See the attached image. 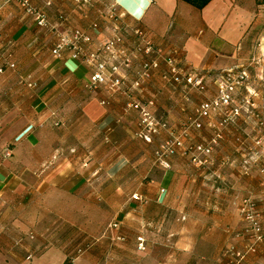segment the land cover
Masks as SVG:
<instances>
[{
	"label": "crops",
	"instance_id": "0c3cea01",
	"mask_svg": "<svg viewBox=\"0 0 264 264\" xmlns=\"http://www.w3.org/2000/svg\"><path fill=\"white\" fill-rule=\"evenodd\" d=\"M39 1L49 27L20 17L14 6L28 14L17 0H0V52L14 63L0 72V264H225L230 250L250 241L240 230L239 200L260 201L264 187L260 153L251 150L264 141V0H211L201 9L182 0ZM137 28L174 59L180 80L163 77L167 66L155 51L141 53L120 71L128 84L145 61L158 66L131 98L109 94L86 87L92 68L70 49L51 54L56 33L74 29L91 37L87 52L115 33L130 51ZM241 67L249 77L232 102L240 115L222 127L219 114L190 126L197 104L215 94L216 77ZM184 73L202 76L206 89L188 86ZM130 99L166 126L150 142L136 135L138 113L123 109ZM216 132L199 165L182 150L167 158L169 167L155 161L167 139L208 144ZM67 206L78 208L58 212ZM263 255L254 248L244 263Z\"/></svg>",
	"mask_w": 264,
	"mask_h": 264
},
{
	"label": "built area",
	"instance_id": "2783aa9c",
	"mask_svg": "<svg viewBox=\"0 0 264 264\" xmlns=\"http://www.w3.org/2000/svg\"><path fill=\"white\" fill-rule=\"evenodd\" d=\"M73 1L78 6L91 5L93 2H102V0ZM17 2L25 13L33 18L35 25L38 27L50 26L47 13L44 9L36 7L31 0H17ZM50 4L51 0H48L46 5ZM107 7L108 18L115 19L119 16L115 12L114 4H109ZM59 18L63 20L62 16ZM92 28L97 30L98 24L96 22L93 23ZM134 33L136 38L133 41V47L130 51L121 47L122 37L120 34L115 33L107 41L96 48V50L87 52L84 45L90 43L91 37L89 35L79 29H74L67 33L57 32L56 40L51 48V54L55 58H62L63 51L65 49H70L72 51L71 56L73 58L81 59L92 68V71L86 81V87L91 90H97L101 86H104L109 94L122 92L131 98L129 94L130 91L134 88L141 87L142 80L148 75L149 68L151 66H158L157 61H145L142 64L141 70L137 73L136 78L131 84H128L125 78L120 75V71L127 70L131 66L133 59L141 53L147 54L155 51L157 57L167 66L166 74H164L163 77L167 79L173 77L176 81L180 80L178 76L179 69L175 64L174 59L171 56L164 54L161 48H153L148 32L137 28L134 30ZM4 66L13 68L14 63L11 61L10 54H3L0 52V72H2ZM248 77L249 74L245 67L230 68L220 73L215 79V94L211 98L197 104L188 121L189 125L199 129L202 127L201 120L203 118L210 117L213 114H219L221 116L219 123L220 127L233 122L241 113V106L232 104L233 94L238 87L243 86L247 82ZM181 80H184L188 86L196 88L199 91H204L206 89L203 77L198 74L184 73ZM101 103L108 104L109 102L107 100H103ZM245 104L249 105L250 103L246 100ZM123 109L124 111L135 110L138 113V124L140 129L136 135L145 142H150L154 135L159 134L160 131L166 127L162 121L153 116L145 104L139 101L130 99L124 104ZM219 138L220 133L216 132L208 144H196L191 146H185L182 138L180 137L167 139L160 143L155 149V161L162 167H169L167 158L175 151L182 150L190 153L191 161L195 165H199L204 162V160L199 158V154H209L213 145ZM5 155H10V151L8 149L5 150ZM261 171L264 173V164L261 167ZM133 198L138 197L133 195ZM245 207L252 209L253 204L247 202ZM250 219L253 220L252 217H250ZM108 226L115 227L116 224L111 222ZM253 227L255 231H259V226L256 222L253 223ZM137 241V248L144 250V240L141 237H138ZM250 252H254L253 246H247L244 251L230 250L229 257L225 264H244V257Z\"/></svg>",
	"mask_w": 264,
	"mask_h": 264
},
{
	"label": "rangeland",
	"instance_id": "374dc122",
	"mask_svg": "<svg viewBox=\"0 0 264 264\" xmlns=\"http://www.w3.org/2000/svg\"><path fill=\"white\" fill-rule=\"evenodd\" d=\"M31 1L36 7L39 8V6H40L39 0H31ZM13 9H15L17 14H20V17L22 16L25 21L30 22L32 24H35L33 21V18L29 15H25L20 10V8H18V6H14ZM247 110L249 111V109H247ZM259 116L262 118V123L264 125V116H262V115H259ZM256 144H257L258 148L257 149L251 148V150L252 151L257 150V152L260 153V159L261 160L259 161V172L264 176V173H262V171H261V167L264 164V141H260ZM260 197H261L260 201H257L253 197H248V196L242 197L239 200V204L237 206L236 211L238 213L237 216L239 218V223L241 225L240 230H243L247 234V236H249V238H250L249 245H246L245 247L240 249V251H244L247 248V246H253L256 250L258 249V250H261L262 252H264V187H263V190H261V192H260ZM245 202L246 203L247 202L252 203L253 204L252 209L246 208ZM77 208L72 207V206H67V207H59V208H57V210H58V212H62V215L68 216L70 214H73L72 213L73 210L77 209ZM45 209H48V208H45ZM50 209L52 210L53 207ZM92 210H94V209H92ZM40 211H41V209L39 208L38 213ZM33 213H34V208H31V215H33ZM250 217H252L253 220L250 219ZM254 222H256L258 224L259 231L254 230V227H253ZM250 244H252V245H250ZM247 255L248 254H246L244 257V262H245V258ZM228 257H229V252L227 253V259H228ZM263 263H264V255H263L262 260L260 261L259 264H263Z\"/></svg>",
	"mask_w": 264,
	"mask_h": 264
},
{
	"label": "trees",
	"instance_id": "16d2710c",
	"mask_svg": "<svg viewBox=\"0 0 264 264\" xmlns=\"http://www.w3.org/2000/svg\"><path fill=\"white\" fill-rule=\"evenodd\" d=\"M195 8L201 9L205 7L211 0H182ZM64 264H71L70 262H65Z\"/></svg>",
	"mask_w": 264,
	"mask_h": 264
}]
</instances>
